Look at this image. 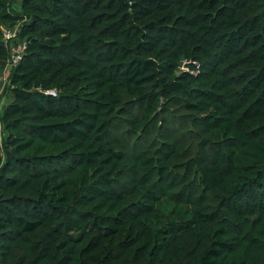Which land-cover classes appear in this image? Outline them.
<instances>
[{"label": "trees", "instance_id": "trees-1", "mask_svg": "<svg viewBox=\"0 0 264 264\" xmlns=\"http://www.w3.org/2000/svg\"><path fill=\"white\" fill-rule=\"evenodd\" d=\"M14 1L0 264H264V0Z\"/></svg>", "mask_w": 264, "mask_h": 264}, {"label": "built area", "instance_id": "built-area-1", "mask_svg": "<svg viewBox=\"0 0 264 264\" xmlns=\"http://www.w3.org/2000/svg\"><path fill=\"white\" fill-rule=\"evenodd\" d=\"M16 29H17V27H15L14 29H6V30L4 31V38H5V39H9V38L13 37L14 34H15ZM19 51H20V49L18 50L17 48L14 50V53H13V55H12V57H11V63H12V64H15V63L18 61V59L20 58V53H19ZM181 68L184 69V67H183L182 65H181ZM7 72H8V69H7V70L4 69V71H3L2 74L0 75V81H2L3 84L7 82ZM50 93H53V94H54L53 91H50ZM0 129H1V128H0Z\"/></svg>", "mask_w": 264, "mask_h": 264}, {"label": "rangeland", "instance_id": "rangeland-1", "mask_svg": "<svg viewBox=\"0 0 264 264\" xmlns=\"http://www.w3.org/2000/svg\"><path fill=\"white\" fill-rule=\"evenodd\" d=\"M20 1L21 0H15L14 1V7L17 9V10H19L20 9ZM184 61L182 62V66L184 67ZM1 97H0V103H1V105L2 106H4L5 105V103L8 101V98L6 97L5 98V96L3 95V94H1L0 95Z\"/></svg>", "mask_w": 264, "mask_h": 264}, {"label": "water", "instance_id": "water-1", "mask_svg": "<svg viewBox=\"0 0 264 264\" xmlns=\"http://www.w3.org/2000/svg\"><path fill=\"white\" fill-rule=\"evenodd\" d=\"M181 60H184V56H181Z\"/></svg>", "mask_w": 264, "mask_h": 264}]
</instances>
